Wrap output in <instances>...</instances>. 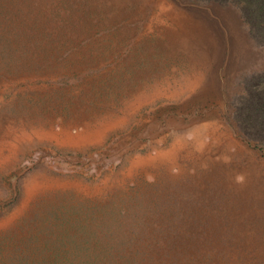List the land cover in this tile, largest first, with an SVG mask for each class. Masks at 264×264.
<instances>
[{"label": "rangeland", "instance_id": "rangeland-1", "mask_svg": "<svg viewBox=\"0 0 264 264\" xmlns=\"http://www.w3.org/2000/svg\"><path fill=\"white\" fill-rule=\"evenodd\" d=\"M263 34L232 3L0 0V264H264L236 104Z\"/></svg>", "mask_w": 264, "mask_h": 264}, {"label": "trees", "instance_id": "trees-1", "mask_svg": "<svg viewBox=\"0 0 264 264\" xmlns=\"http://www.w3.org/2000/svg\"><path fill=\"white\" fill-rule=\"evenodd\" d=\"M201 1H213L222 5L232 3L240 10L245 21L250 23V17H255L261 21L264 28V0ZM246 88H248V94H245L236 103L237 114L242 118V121L239 122L240 129L249 138L256 141H264V78L260 77L248 82Z\"/></svg>", "mask_w": 264, "mask_h": 264}]
</instances>
